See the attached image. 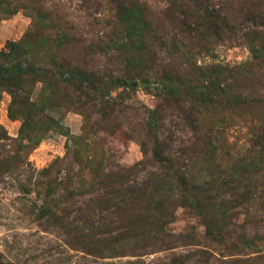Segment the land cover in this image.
Wrapping results in <instances>:
<instances>
[{"label":"rangeland","instance_id":"1","mask_svg":"<svg viewBox=\"0 0 264 264\" xmlns=\"http://www.w3.org/2000/svg\"><path fill=\"white\" fill-rule=\"evenodd\" d=\"M0 264H264V0H0Z\"/></svg>","mask_w":264,"mask_h":264},{"label":"trees","instance_id":"2","mask_svg":"<svg viewBox=\"0 0 264 264\" xmlns=\"http://www.w3.org/2000/svg\"><path fill=\"white\" fill-rule=\"evenodd\" d=\"M0 73H1V71H0Z\"/></svg>","mask_w":264,"mask_h":264}]
</instances>
